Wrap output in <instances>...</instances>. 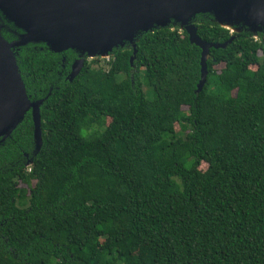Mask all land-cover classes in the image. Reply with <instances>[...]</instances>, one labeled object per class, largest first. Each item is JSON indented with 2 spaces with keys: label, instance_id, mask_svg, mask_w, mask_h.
I'll return each instance as SVG.
<instances>
[{
  "label": "trees",
  "instance_id": "16d2710c",
  "mask_svg": "<svg viewBox=\"0 0 264 264\" xmlns=\"http://www.w3.org/2000/svg\"><path fill=\"white\" fill-rule=\"evenodd\" d=\"M191 24L232 39L200 90L201 50L178 27L72 82L74 51L15 49L41 147L31 109L0 137V264H264V36ZM22 34L0 12L2 38Z\"/></svg>",
  "mask_w": 264,
  "mask_h": 264
},
{
  "label": "water",
  "instance_id": "95a60500",
  "mask_svg": "<svg viewBox=\"0 0 264 264\" xmlns=\"http://www.w3.org/2000/svg\"><path fill=\"white\" fill-rule=\"evenodd\" d=\"M16 14L24 25L0 12L15 27L23 31L13 42L0 35V137L8 136L31 109L36 149L41 147L39 106L30 103L21 80L15 49L28 42H43L53 53L74 51L78 57L67 77L72 82L82 71L86 58L103 57L117 47L133 49L129 63L136 58L137 38L147 32L170 27L175 21L184 30L191 44L201 50L200 90L207 78L209 50L224 49L232 41L209 44L197 36L191 19L196 15H211L212 21L247 27V32L264 31V0H0ZM28 21L33 22L31 25ZM182 21L185 25H182ZM237 28L236 33L242 31ZM85 56H87L85 58Z\"/></svg>",
  "mask_w": 264,
  "mask_h": 264
},
{
  "label": "rangeland",
  "instance_id": "374dc122",
  "mask_svg": "<svg viewBox=\"0 0 264 264\" xmlns=\"http://www.w3.org/2000/svg\"><path fill=\"white\" fill-rule=\"evenodd\" d=\"M207 15V17L209 18H211L212 19V16L211 15H208V14H206ZM170 27H173V28H175V27H178L179 25L175 22V21H171V23H170V25H169ZM225 27H227V29H229L231 32H234V31H236V29L237 28H241L242 26H238V25H235V24H233V25H227V26H225ZM178 29L180 30V27H178ZM247 27H242V31L244 30V31H247ZM257 34H261V35H263L264 36V31H260V32H255V34L254 35H257ZM258 36H256V38H257ZM127 44H125L124 45V47H127L126 46ZM15 53H16V51H14ZM111 56H112V53L111 54H108V55H104L103 57H98V56H93L92 58H86L87 56H85V58H86V61H88V62H91V61H96L94 64H92L91 66H92V68H94V69H104V70H106L107 69V67H106V64H107V61L111 58ZM119 79L121 80L122 79V77H119ZM141 82L143 83V89H144V92L146 93V95L149 97V98H152V94L150 93V89L147 87V85H146V81H144V79L142 78V76H141ZM183 110L184 111H186L187 110V108L186 107H184L183 108ZM175 130L176 131H179L180 130V127L178 126V125H176L175 126ZM206 168H207V165H206V163H201L200 164V166H199V169L201 170V171H204V170H206ZM33 183V182H32ZM20 186L21 187H25V185H23V184H20ZM139 254H142L143 252L142 251H139L138 252ZM5 261H3V263H4Z\"/></svg>",
  "mask_w": 264,
  "mask_h": 264
},
{
  "label": "bare ground",
  "instance_id": "6f19581e",
  "mask_svg": "<svg viewBox=\"0 0 264 264\" xmlns=\"http://www.w3.org/2000/svg\"><path fill=\"white\" fill-rule=\"evenodd\" d=\"M0 7L5 11V13L7 15H9L10 17H13L15 19H17L21 25H24L23 21H21V19L16 15L14 14L13 12H11L7 7H5L1 2H0ZM31 25H34L33 22L31 21H28ZM182 25H185V22L182 21Z\"/></svg>",
  "mask_w": 264,
  "mask_h": 264
},
{
  "label": "built area",
  "instance_id": "2783aa9c",
  "mask_svg": "<svg viewBox=\"0 0 264 264\" xmlns=\"http://www.w3.org/2000/svg\"><path fill=\"white\" fill-rule=\"evenodd\" d=\"M111 59V58H110ZM110 59L107 61V62H109L110 61Z\"/></svg>",
  "mask_w": 264,
  "mask_h": 264
}]
</instances>
